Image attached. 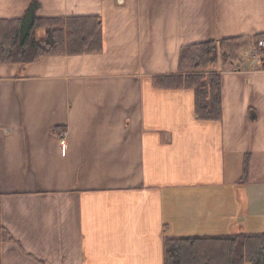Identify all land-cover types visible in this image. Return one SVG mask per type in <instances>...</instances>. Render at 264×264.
Segmentation results:
<instances>
[{
	"label": "crops",
	"instance_id": "0c3cea01",
	"mask_svg": "<svg viewBox=\"0 0 264 264\" xmlns=\"http://www.w3.org/2000/svg\"><path fill=\"white\" fill-rule=\"evenodd\" d=\"M32 2L0 0V19ZM38 2L99 16L103 48L0 64L1 264H165L166 236L264 233V63L225 66L219 121L154 83L185 46L264 40V0Z\"/></svg>",
	"mask_w": 264,
	"mask_h": 264
},
{
	"label": "trees",
	"instance_id": "16d2710c",
	"mask_svg": "<svg viewBox=\"0 0 264 264\" xmlns=\"http://www.w3.org/2000/svg\"><path fill=\"white\" fill-rule=\"evenodd\" d=\"M38 0H33L23 17L0 19V64L25 67L44 56L85 55L103 48L102 21L99 16L40 18ZM45 29L40 36L39 31ZM262 35L244 41L222 39L185 46L180 52L179 73L157 76V88L191 89L195 92V114L200 120L222 119V72L225 66L238 63L240 50L251 47L264 63V48H259ZM222 65L221 68L219 66ZM251 120L257 118L250 111ZM60 134L61 130H55ZM245 161L242 182L248 177ZM15 239L0 229L1 247ZM165 264H264V233H238L220 236H166Z\"/></svg>",
	"mask_w": 264,
	"mask_h": 264
},
{
	"label": "rangeland",
	"instance_id": "374dc122",
	"mask_svg": "<svg viewBox=\"0 0 264 264\" xmlns=\"http://www.w3.org/2000/svg\"><path fill=\"white\" fill-rule=\"evenodd\" d=\"M263 40V39H262ZM251 48V47H250ZM250 48H245V49H243V50H240L239 52H240V54L243 56V57H241V58H243L244 59V63L246 64L245 65V67H249V68H253L254 67V65H252V64H254L255 62H256V60H255V58H260V56L257 54L256 55V52L258 53V49L257 50H252V49H250ZM246 50H248V51H246ZM250 50H251V53L249 54L248 52H250ZM254 51H256V52H254ZM247 57H249V59H247ZM242 60V59H241ZM243 63V64H244ZM227 66H229V65H227ZM219 68H221V67H219ZM264 175H262V176H258L259 178H261V177H263ZM247 264H250V263H247Z\"/></svg>",
	"mask_w": 264,
	"mask_h": 264
},
{
	"label": "built area",
	"instance_id": "2783aa9c",
	"mask_svg": "<svg viewBox=\"0 0 264 264\" xmlns=\"http://www.w3.org/2000/svg\"><path fill=\"white\" fill-rule=\"evenodd\" d=\"M263 47H264V41L262 40L259 42V48H263Z\"/></svg>",
	"mask_w": 264,
	"mask_h": 264
}]
</instances>
